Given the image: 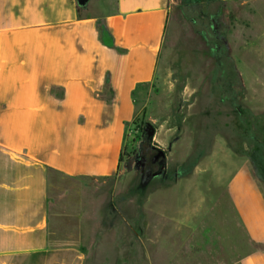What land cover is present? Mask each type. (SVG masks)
<instances>
[{"label": "rangeland", "instance_id": "obj_1", "mask_svg": "<svg viewBox=\"0 0 264 264\" xmlns=\"http://www.w3.org/2000/svg\"><path fill=\"white\" fill-rule=\"evenodd\" d=\"M149 123L166 159L144 178ZM46 178L51 242L80 264H264V3L173 0L118 173Z\"/></svg>", "mask_w": 264, "mask_h": 264}, {"label": "crops", "instance_id": "obj_2", "mask_svg": "<svg viewBox=\"0 0 264 264\" xmlns=\"http://www.w3.org/2000/svg\"><path fill=\"white\" fill-rule=\"evenodd\" d=\"M172 4L0 0V264L84 261L51 242L46 172L118 173Z\"/></svg>", "mask_w": 264, "mask_h": 264}, {"label": "flooded vegetation", "instance_id": "obj_3", "mask_svg": "<svg viewBox=\"0 0 264 264\" xmlns=\"http://www.w3.org/2000/svg\"><path fill=\"white\" fill-rule=\"evenodd\" d=\"M148 129L150 130L149 127ZM138 155L141 159L140 169L144 178L156 176L161 173V169L163 168L162 165L165 159L160 156L157 146L150 142L147 143V145H142L139 148Z\"/></svg>", "mask_w": 264, "mask_h": 264}, {"label": "water", "instance_id": "obj_4", "mask_svg": "<svg viewBox=\"0 0 264 264\" xmlns=\"http://www.w3.org/2000/svg\"><path fill=\"white\" fill-rule=\"evenodd\" d=\"M77 1V4H78V7L81 8V9H86L88 8V5L90 4V2L92 0H76ZM147 126L150 128V130L148 131L147 133V140L152 143L153 139H154V135H155V128L152 124H147ZM157 149L159 150V154L160 156L163 158V159H166V152L164 150H162L161 148H158ZM160 158V157H159Z\"/></svg>", "mask_w": 264, "mask_h": 264}, {"label": "trees", "instance_id": "obj_5", "mask_svg": "<svg viewBox=\"0 0 264 264\" xmlns=\"http://www.w3.org/2000/svg\"><path fill=\"white\" fill-rule=\"evenodd\" d=\"M146 141H148L147 138H146ZM147 143H149V141H148ZM143 145H144V144H143ZM123 158H124V153H123V155H122L121 162H123Z\"/></svg>", "mask_w": 264, "mask_h": 264}]
</instances>
